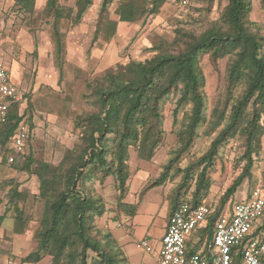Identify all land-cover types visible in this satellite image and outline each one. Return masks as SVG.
I'll return each mask as SVG.
<instances>
[{"label":"trees","instance_id":"obj_1","mask_svg":"<svg viewBox=\"0 0 264 264\" xmlns=\"http://www.w3.org/2000/svg\"><path fill=\"white\" fill-rule=\"evenodd\" d=\"M65 1L46 0L42 11L45 19L53 18L51 38L60 77L62 43L58 21L66 18L71 24L79 23L93 3V0H75L72 9ZM165 1L100 0L95 37L109 41L115 34L117 21L108 17L114 2L118 21L134 23L155 16ZM260 2L264 11V0ZM251 3V0H227L218 17L201 31L176 28L170 40L159 38L153 42L151 57L117 64L87 82V98L93 109L74 114L72 124L77 139L57 164L36 160L25 148L14 153L10 145L18 126L26 124L28 133L33 126L28 121L30 116L25 119L26 106L22 109L16 103L10 107L6 121L0 125V170L35 175L38 187L34 197L42 201L39 226L33 234L35 247L23 257L13 258L15 262L37 264L48 256L50 264H128L110 230L96 226L97 218L103 217L108 208L95 182L102 183L107 177H113L117 191L115 211L128 218L137 213L150 189L178 178L165 197L167 220L182 204L210 205L212 212L198 230L197 245L206 247L213 237L215 221L224 210L230 211L231 199L242 182L250 178L263 150L264 19H248ZM13 5L32 16L35 0H13ZM203 54H209L213 61L228 57L225 94L216 99L209 113L203 93L205 76L200 66ZM173 92L177 99L171 111L170 131L175 128L178 147L159 174L144 183L137 201L129 203L126 197L134 174L129 163L130 150L139 160L151 161L157 149L165 144L161 106L163 99ZM201 134L215 136L204 153L183 165L182 160ZM237 139L243 145L241 170L220 199L208 203L206 198L214 181L210 170L220 149ZM10 156L14 157L12 162L8 161ZM6 186H9L6 203L15 211L12 232L22 234L27 223L23 208L27 193L18 184H12L11 179L0 181L1 189ZM112 219L118 221L120 216ZM263 232L264 212L253 231L232 249V264H240L241 259V253L238 260L234 253L240 248L242 251L247 240ZM192 249L186 246L187 255L194 253Z\"/></svg>","mask_w":264,"mask_h":264},{"label":"rangeland","instance_id":"obj_2","mask_svg":"<svg viewBox=\"0 0 264 264\" xmlns=\"http://www.w3.org/2000/svg\"><path fill=\"white\" fill-rule=\"evenodd\" d=\"M116 1V0H115ZM251 11L248 19L261 21L264 11L260 0H251ZM188 8L180 7L178 0H166L155 16L140 19L134 23L119 22L114 12L116 2L109 7L108 17L117 21L116 32L109 41L95 37L96 23L99 15L100 0H93L82 19L71 24L68 19L58 21L61 35L62 51L59 67L55 59V48L51 35L53 18H44L42 11L46 0H35L32 16L25 14L14 5L0 8V60L8 70L12 83L20 89L23 98L22 109L26 106V117L33 126L25 142V150L30 151L36 160L57 164L66 149L72 147L77 139L73 130L72 118L75 113L93 109L85 84L93 78L101 76L107 68L124 64L128 60L143 61L152 56L150 50L153 42L159 38L171 39L176 28L191 29L199 32L209 22L218 17L227 0H191ZM66 6L75 8V0H66ZM43 17V18H42ZM228 57L211 60L209 54L200 58V66L205 76L203 93L210 112L217 98H221L226 90V68ZM235 94V93H234ZM177 94H169L163 99L161 112L163 116L165 144L160 146L151 161L139 160L130 150V168L134 172L129 181L131 192L126 197L131 201L135 190L147 181L153 180L161 167L174 155L178 147L175 128L172 129V114ZM202 131V128H200ZM215 134H201L194 142L183 161L196 159L204 153ZM243 145L240 139L230 141L219 151L210 175L213 178L211 192L206 198L208 203H216L224 190L240 172L244 161L240 160ZM1 159V157H0ZM0 181L11 179L27 193L24 200V215L27 218L25 230L21 236H14L9 219L14 217L12 205L7 204L5 194L9 186L0 188V263L7 258H20L35 247L33 234L39 226L42 213V201L34 197L37 193V177L25 172H4L0 170ZM10 175H14L10 178ZM174 182L167 181L163 187L151 190L145 197L132 221L120 211H115L117 191L113 177H107L95 186L102 194L108 211L97 218L96 226L110 230L121 249L128 255V264H156L152 253L137 246L140 239L151 240V234L160 231L156 216L159 204L157 193L161 188L170 192ZM256 185L264 191V137L263 150L255 163L251 176L245 179L229 203L230 212L234 204L244 199L246 194ZM138 197V195H137ZM5 203V208H3ZM14 205V204H13ZM228 207V203L226 204ZM120 216V220L112 217ZM160 216V215H159ZM161 217V216H160ZM8 221L7 223H5ZM197 232L198 229H195ZM197 234V233H196ZM192 235L193 241L197 235ZM162 239V237H161ZM151 242V241H150ZM240 251L234 253L240 259ZM241 259L239 260V262ZM37 264H50L45 256Z\"/></svg>","mask_w":264,"mask_h":264},{"label":"built area","instance_id":"obj_3","mask_svg":"<svg viewBox=\"0 0 264 264\" xmlns=\"http://www.w3.org/2000/svg\"><path fill=\"white\" fill-rule=\"evenodd\" d=\"M190 0H178L180 7H185ZM23 105L22 93L11 81L4 63L0 60V125L7 119L8 111L13 104ZM29 137L27 125L21 123L12 138L11 148L14 153H21ZM13 156L8 158L9 162ZM212 207L200 203L194 207L180 205L170 216L166 230L157 249L149 239H140L137 246L155 257L156 264H232V249L241 244L245 236L253 231L259 217L264 212V191L261 185L250 189L244 199L234 204L232 212L224 210L217 218L214 233L206 244V254L193 253L187 255L186 243L195 229L204 226ZM264 232L245 242L241 251L240 264H263ZM0 264H32L17 263L8 258Z\"/></svg>","mask_w":264,"mask_h":264},{"label":"crops","instance_id":"obj_4","mask_svg":"<svg viewBox=\"0 0 264 264\" xmlns=\"http://www.w3.org/2000/svg\"><path fill=\"white\" fill-rule=\"evenodd\" d=\"M12 6L13 5V0H0V8H2V7H4V6ZM22 173V172H21ZM130 185V184H129ZM144 185V184H143ZM142 185V186H143ZM141 186V187H142ZM141 187L138 189V191H137V189L135 190V192H134V195H133V197L131 198V201H127V202H129V203H134V202H136L137 201V195H138V192H139V190L141 189ZM155 188H157V187H155ZM154 188H152V189H150L145 195H144V198H143V201L140 203V205H139V207H138V210H139V208H140V206L144 203V201H145V197H146V195L151 191V190H153ZM130 192H131V189H130ZM130 192H129V194H130ZM169 193V192H168ZM167 192H165L164 191V189L163 188H161L160 190H159V192L157 193V195L159 196V204H158V208H157V213H156V216H158V220H159V224H158V227H160V231H158L156 234H151V233H149L150 235H151V245H152V247L154 248V249H157L158 247H159V245H160V241H161V237L163 236V234H164V232H165V230H166V225H167V211H168V203H167V201L165 200V197H166V195L168 194ZM128 194V195H129ZM127 195V196H128ZM3 208H5V203H3ZM138 210H137V212H138ZM137 214V213H136ZM136 214L134 215V216H136ZM161 217H160V216ZM134 216L132 217V218H128V220L129 221H132L133 220V218H134ZM10 221H9V223H10V226H12L13 225V220H12V218H10L9 219ZM8 221H6L5 223H7ZM200 228H198V230H199ZM112 233V232H111ZM198 234V232L195 230V231H193V233H192V235L194 234ZM196 234V235H197ZM14 236H21L22 234H13ZM192 235H191V237H190V239L187 241V243H186V246H188V248H190V249H192L193 250V252L194 253H196V254H199V255H205L206 254V250H205V244H200V245H197V242H198V239H199V236L197 235V240H194L193 241V238H192ZM117 244H118V242H117ZM119 245V244H118ZM121 248V247H120ZM123 250V249H122ZM123 252L125 253V255L127 256V259H128V255H127V253L123 250ZM153 256V255H152ZM153 258H154V260H155V257L153 256ZM8 259V258H7ZM7 259H5L4 260V262L7 260ZM129 261V260H128ZM3 262V263H4ZM156 262V261H155Z\"/></svg>","mask_w":264,"mask_h":264}]
</instances>
